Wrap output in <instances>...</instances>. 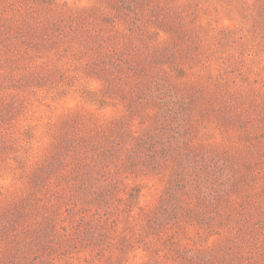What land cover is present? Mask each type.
I'll use <instances>...</instances> for the list:
<instances>
[{
	"label": "rangeland",
	"instance_id": "1",
	"mask_svg": "<svg viewBox=\"0 0 264 264\" xmlns=\"http://www.w3.org/2000/svg\"><path fill=\"white\" fill-rule=\"evenodd\" d=\"M0 264H264V0H0Z\"/></svg>",
	"mask_w": 264,
	"mask_h": 264
}]
</instances>
